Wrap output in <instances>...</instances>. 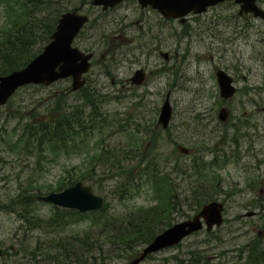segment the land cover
I'll return each instance as SVG.
<instances>
[{
  "label": "rangeland",
  "instance_id": "rangeland-1",
  "mask_svg": "<svg viewBox=\"0 0 264 264\" xmlns=\"http://www.w3.org/2000/svg\"><path fill=\"white\" fill-rule=\"evenodd\" d=\"M70 3H76L75 8L69 9V11H73L78 7L79 0H71ZM141 11L136 2L132 0H127L117 13L113 11L108 14L110 17L106 18L105 15H101L91 7L83 9V12L89 13L91 16L89 25L94 19H96L97 25L94 28L87 27L82 35L75 40L74 46L82 51L85 50L84 52L91 49L95 52L94 50L98 49L94 54L87 84L97 88L99 94L103 96L97 113L101 115L102 121L109 123L108 126H105V123L102 124V130L97 129L100 132L98 136L95 133V137L86 139L88 143L83 149L76 150L74 146H79L82 141L78 137L69 156L62 155L53 158L48 154L40 162H36L35 158L30 157L25 161L15 162L13 156L7 152L5 144L0 141V156L2 157L0 160V249L6 253L5 257L0 258V264L12 263L11 261L14 260L12 254H17L15 245L18 242L17 238L20 237L21 230L23 232L21 222L17 220V214L13 212L15 207L11 204L13 199H18L16 196L19 186L33 180L35 187L32 188L41 187L39 190L42 194L54 190L59 191L56 188L61 184L60 176L65 177V175H61V172L65 169L69 170L73 177L87 176L92 166V154H98L101 147H105L108 151L112 150L114 154L128 151V159L133 161L128 165L137 164L142 157L148 161H155L152 159L153 156L159 155L161 160L165 161L164 166L168 172H171L173 168L171 178H177L174 184L177 187L176 194L179 195L177 203L181 208L169 216L170 225L157 223L158 228L163 231L173 224L190 219L194 214L189 210L187 201H183V196L190 192L189 183L196 180L194 177L189 181L194 173L190 170V166H196L201 171L206 166L202 180L210 186L213 185L211 183L213 178H216L218 190H223L215 195L208 192V195L217 197L218 201L224 203V221L220 227L215 228L209 235L201 230L199 233L185 238L175 247L147 256L140 264H188V258L194 250L201 251L203 255L210 257L208 263L217 261L219 264L243 263L246 251L250 247L249 244L257 237L255 228L258 226L256 218L249 219L243 216L254 204L262 205L264 202V124L262 126L260 122L255 124L256 127L246 128L249 135H254L256 139L259 138L255 144L254 157L242 154L238 156L233 153V144L230 142L229 126L231 123L222 125L223 123L219 122L216 117L218 110L223 105L227 109L230 108L233 117L243 118L242 121L253 125L254 122L247 120L248 117L243 115V112L249 114L252 110L255 111L250 109V103L258 106L263 105L264 93L261 95L250 93L247 89L253 88V83L258 86L263 78L260 76L244 77L245 69L242 66L243 61H241L239 75L233 77L229 74L235 79L237 92L232 100L224 101L219 96L211 66L217 64L226 66L233 57L231 50L233 49L235 55L238 56V49L243 45V42L233 47L228 40V30L222 24L214 25L206 35L201 37L196 27L199 24L197 16L190 18L186 24L190 25V32L185 35L183 28L176 23H173L169 30V27L165 26L168 25L167 22H164L160 15L150 10ZM225 12H230V9ZM4 15L0 5V25L4 22ZM124 15H128V17L124 18ZM122 16L123 18H121ZM141 18H145L148 25H153L149 31V50L144 47L141 51L140 48L141 43H146V40L144 42L134 40V35H137V27L125 30L124 44L120 43L119 45L116 41L109 40L111 41L109 49L115 51V54L113 58H110V55L106 57L112 78L105 77V74L98 68L100 63L97 65L96 61L100 57V53L103 52L102 43L106 42L112 25H120L122 19L124 23L121 25H136L135 22L140 21ZM228 25L233 24L229 22ZM171 32L175 33V36L170 35ZM208 34H215L220 39H214ZM160 52L168 53L169 60L165 61L160 56ZM138 68H143L146 72L145 84L134 89H121V86H126V80ZM112 79L114 83L110 84ZM69 86L70 82L65 79L48 87L41 86L40 88L21 90L15 95L13 106L31 108L34 102L38 104L39 101L54 93H64ZM166 95H169L172 118L168 128L162 130L156 126V122ZM68 100L69 105H74L79 103L80 98L69 96ZM245 102L246 104H244ZM201 113L215 117V120L221 124L216 135L207 131L202 139L205 143L203 146L210 150L201 151L200 130L202 126L199 123ZM125 122L128 123L127 126L120 125ZM22 123L24 122L21 121L19 125L15 126L14 132L19 131ZM203 123L207 124L205 121ZM15 124L16 122L13 121L6 125L5 114L0 109V134L2 135L6 127L9 130L7 135L13 134L11 131ZM211 125L216 124L209 126L211 127ZM178 146L190 149V155H183L178 151ZM139 148L145 151L142 157H138ZM216 158L224 160L225 165L221 169H213L208 165ZM125 163L127 164V160L124 161ZM100 165L104 169L105 166H110ZM175 167L177 170L187 167V179L183 175L177 176ZM105 170L107 172V169ZM82 171L85 172L82 173ZM100 171L101 167L100 169L95 168L93 172H97V176H94L92 172V181L84 182L92 189L94 188L95 194L104 197L107 203L104 216L115 213L111 218H122L124 214L137 213L156 206L159 196L161 197L160 192L157 193L154 183L146 180L142 183H148L140 184L121 200L119 191L114 184L117 182L116 178L109 179L108 175L106 176ZM111 174L116 175V170ZM247 188H251V191L249 192ZM261 190L263 193H260ZM54 209L56 208L49 204L34 200L32 212L33 215L42 219L44 226L45 223L51 221ZM90 227L89 217H75L68 220V223L62 228L54 231L50 230L48 233L45 231L51 227L41 229L44 231L42 233L35 231L25 234L30 237L29 243L31 244L34 242L51 243L50 240L58 242L69 235L83 234ZM125 237L127 236L125 235ZM103 240L105 239L100 241ZM261 241L264 242V240ZM113 247H103L104 251L101 252L103 261H95V264H129L131 262L133 256L123 252V245L117 244L114 250ZM143 247L144 245L137 241L134 249L138 254ZM134 249L130 251L133 252ZM40 264H47V261L44 260ZM86 264H90V262Z\"/></svg>",
  "mask_w": 264,
  "mask_h": 264
},
{
  "label": "trees",
  "instance_id": "trees-1",
  "mask_svg": "<svg viewBox=\"0 0 264 264\" xmlns=\"http://www.w3.org/2000/svg\"><path fill=\"white\" fill-rule=\"evenodd\" d=\"M70 2L71 0H0L3 14H5L4 22L0 25V76L23 68L42 50L54 32L60 15L75 8L76 3L71 4ZM83 4H86V1L79 0L78 7ZM94 23H97L96 19L92 21V24ZM88 78L89 76L87 80ZM27 88L40 87L28 86L20 89L19 92ZM69 96H78L79 103L69 105ZM14 98L2 110V113L5 114L6 125L9 122H16L11 131L13 134L7 135L9 130L6 127L2 135L0 134V141L5 144L7 152L13 156L15 162L25 161L28 157L35 158L36 162H40L48 154L53 158L62 155L67 157L78 137L82 141L79 144L80 147L74 146L76 150L85 147V144L88 143L86 139L98 136L100 132L97 129L102 130V124L109 125L102 121L101 115L97 113L103 96L94 86L85 85L76 93H71L68 87L64 93H54L39 101L38 104L34 102L31 108L14 107ZM21 121L24 123L21 124L19 131L14 132L15 126L19 125ZM127 122L120 125L127 126ZM95 133L96 135H94ZM139 149L138 157H142L145 151ZM128 157V151L114 154L112 150L108 151L105 147H101L97 156H93L92 166L87 176L73 177L69 170L64 169L61 175H65V177L60 176L61 184L56 190H62L77 181H92V172L95 168L100 169L101 167L102 174L108 175L109 179L116 178L117 182L114 184L119 191L121 200L140 184L148 183H142L143 181L148 180L154 183L157 193L161 194L156 206L137 213L124 214L122 218L115 219L111 218L115 213L104 216L107 210L105 204L104 210L91 216L93 224L83 234L69 235L58 242L50 240L51 243L34 242L31 244L27 233L35 231L42 233L44 231L41 229L52 227L45 230L48 233L50 230L62 228L72 218L86 217L87 215L56 209L50 218L51 221L43 226L42 219L33 215L32 212L34 192L40 194L41 187L32 188L35 187L34 181L30 180L27 184L23 183L19 186L16 196L18 199H13L11 202L15 207L13 212L17 214V220L21 222L23 228V232L21 230V235L17 238L18 242L15 244L17 254H12L14 260L11 261V264H40L44 260L47 261V264H86L87 262L95 264L103 258L101 256L103 254L101 252L104 251L103 247H115L117 244L123 245V252L136 257L134 246L137 241L142 245L148 244L158 233L163 231L158 228L157 223L170 225L169 216L179 211L181 207L177 203L179 195L176 194L177 187L174 184L177 178H171L173 168L171 172H168L164 166L165 161H162L159 155L153 156L152 159L155 161H148L142 157L134 165H128L133 162ZM126 160L127 164H124ZM100 164L110 165L105 166L107 172ZM184 169L177 170L176 168L175 172L177 176L183 175L187 179V167ZM115 170L117 174L112 175L111 173ZM190 170L194 173L189 181L194 177L196 180L189 183L190 192L183 196V201H187L189 210L196 213L213 197L208 195L209 193L201 191L199 168L190 166ZM84 172L82 171V173ZM93 175L97 176V172H93ZM211 183L213 185L210 186L217 189L216 178H213ZM10 212L12 213V211ZM102 239L105 240L100 241ZM249 245L250 247H247L249 250L246 251L241 264H264V246L261 244V240L256 237ZM133 249L134 251L131 252L130 250ZM5 256L3 253L2 257ZM209 258L201 251L194 250L187 262L188 264H219V261L208 263Z\"/></svg>",
  "mask_w": 264,
  "mask_h": 264
},
{
  "label": "water",
  "instance_id": "water-1",
  "mask_svg": "<svg viewBox=\"0 0 264 264\" xmlns=\"http://www.w3.org/2000/svg\"><path fill=\"white\" fill-rule=\"evenodd\" d=\"M123 0H91L93 6L102 7L103 10L112 8ZM141 8L150 6L157 10L164 18H181L193 12L199 14L206 10L208 6L215 5L224 0H137ZM241 3V10L247 12L254 10L255 0H235ZM183 20V19H181ZM88 22V17L76 11L67 12L61 15L58 20L55 32L51 35L50 42L43 48L34 59L24 68L12 73L0 76V107L5 105L8 99L21 87L27 85L50 84L65 78H71V90L77 91L84 84L83 74L89 69L88 61L92 54H83L77 48L72 47V42L81 28ZM166 58V54H163ZM217 82L220 95L230 98L235 90L231 85L232 79L223 72H217ZM144 75L142 70H138L131 78L132 84L140 85ZM171 118V107L168 95L160 109L158 124L166 128ZM219 119H226L225 110L219 112ZM183 153L187 150L181 148ZM38 201L52 203L65 209H74L80 212H88L102 207L103 199L92 193L89 186L81 182L65 189L60 193H51L46 196H38ZM222 204L211 202L201 208L199 213L192 219L180 222L166 229L156 236L151 243L145 246L131 264H139L148 255L156 253L162 249L178 244L183 238L202 229L203 224L206 230L210 231L214 226L222 224ZM1 254V251H0Z\"/></svg>",
  "mask_w": 264,
  "mask_h": 264
},
{
  "label": "flooded vegetation",
  "instance_id": "flooded-vegetation-1",
  "mask_svg": "<svg viewBox=\"0 0 264 264\" xmlns=\"http://www.w3.org/2000/svg\"><path fill=\"white\" fill-rule=\"evenodd\" d=\"M125 2L126 0L123 3ZM121 5L115 7V9L112 10L117 13ZM255 6L264 15V0H257L255 2ZM239 8L240 6L234 1L224 2L223 4H218L214 7L209 8L205 13L198 17L199 24L196 25L197 31L198 34L203 37V35H206L207 31L211 30L214 25L222 24V26L228 30V40L233 47L237 46L240 42H243V45L238 49V56L235 55L232 49L231 53L233 57L231 58L230 63L226 64V66L225 64H221V66L218 64L213 65L211 66V70L213 73L218 70H223L227 74H230L234 77L235 75H239L238 72L239 68L241 67L240 62L243 61L242 66L245 69L243 71L244 77L260 76L263 78V80L259 83L258 86L253 83V88H248L247 90L250 93H256L261 95L264 93V16H255L253 12L240 14ZM227 9H230V12H225ZM127 17L128 15H124V18ZM190 18H192V16H189L186 21L182 23V25H180L183 28V33L185 35H188V33L190 32V25H186L190 21ZM123 22L124 21L122 19L121 23ZM172 22L176 23V21ZM172 22L169 21L167 22L168 25H165L169 27V30L172 26ZM229 22H232L233 25H228ZM135 24L136 25H112V28L110 29V32L112 34L111 36L113 38L112 40L117 41L118 44H124L125 42H123V40L125 38V30H130L131 28L134 29L137 27V36H134V39H141V42H144V40H146L147 42H144V44L141 43V45L145 46V48L148 49V47L150 46L149 31L150 29H152L153 25H147L148 23L145 21V19L136 21ZM208 35H211L214 39H220L218 36H215V34ZM104 56L105 54L102 55L101 58ZM210 59L212 60V57H210ZM246 61L247 64H245ZM111 83L113 84L114 81H111ZM121 89H134V86H132L129 83V79H127L126 86H121ZM233 98L234 96L229 100H232ZM250 99L251 97L249 98V100ZM244 104H246V102ZM249 107L251 110L254 109L255 111L252 110L249 114L244 111L243 115L248 117L247 120H249L250 122H254L253 125H251V123L249 122L242 121L243 118L233 117L230 108L227 110L229 115L227 122L223 123L222 125H229L231 123L229 126V131L231 132L230 142L233 144V153L238 156L242 154L243 156L248 155L254 157L256 153L255 144L259 138L256 139L254 135H249L246 131V128L250 126L256 127L255 124L260 122V124H262L263 126L264 104L258 106L257 104L254 105V103H250ZM203 121H205L207 124L203 123ZM199 123L200 126H202L200 130L201 141L205 137L207 131H209L213 135H216V133H218L221 128V124H219V122L215 120V117H209L203 113H201V116L199 117ZM210 124L216 125H211L210 127ZM215 126H218L219 128H215ZM207 127H209V130H207ZM203 143L204 142L202 141L201 151L210 150L205 148L203 146ZM241 143H243L244 145L242 146ZM250 189L251 188H247L249 192L251 191ZM261 192L263 193V190H261L260 193ZM245 217L249 219L256 218L258 220V222L256 223L258 224V226L255 228L256 234L262 240H264V202L262 203V205L254 204L251 209L245 214Z\"/></svg>",
  "mask_w": 264,
  "mask_h": 264
}]
</instances>
